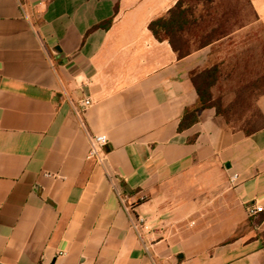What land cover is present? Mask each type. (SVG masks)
Here are the masks:
<instances>
[{"label": "crops", "instance_id": "1", "mask_svg": "<svg viewBox=\"0 0 264 264\" xmlns=\"http://www.w3.org/2000/svg\"><path fill=\"white\" fill-rule=\"evenodd\" d=\"M177 2L0 0V263L264 264L247 211L264 206V92L252 132L215 107L180 129L222 39L184 57L158 39Z\"/></svg>", "mask_w": 264, "mask_h": 264}, {"label": "rangeland", "instance_id": "2", "mask_svg": "<svg viewBox=\"0 0 264 264\" xmlns=\"http://www.w3.org/2000/svg\"><path fill=\"white\" fill-rule=\"evenodd\" d=\"M185 4L194 12L184 35L189 50L198 49L210 34L216 38L222 32L229 34L211 52L220 68L216 99L229 122L249 131L262 126L255 100L264 92V0H185ZM263 218L264 212L257 221Z\"/></svg>", "mask_w": 264, "mask_h": 264}, {"label": "trees", "instance_id": "3", "mask_svg": "<svg viewBox=\"0 0 264 264\" xmlns=\"http://www.w3.org/2000/svg\"><path fill=\"white\" fill-rule=\"evenodd\" d=\"M194 14L193 8L185 4V0H178L177 4L170 11L161 17L154 19L149 28L153 34L160 40H169L173 49L180 57L188 55L192 50L187 48V41L184 35L191 24V16ZM111 21V20H110ZM105 25V24H103ZM218 31L217 29L213 30ZM229 35L222 32L218 38L210 34L199 48L211 45L224 36ZM198 48V49H199ZM220 68L214 64L204 70L193 73L192 80L199 94V103L188 108L182 118L180 129H186L199 121V112L205 108L215 107L220 114H225L221 101L216 99L213 94V88L219 80ZM253 130L249 131L252 132Z\"/></svg>", "mask_w": 264, "mask_h": 264}, {"label": "built area", "instance_id": "4", "mask_svg": "<svg viewBox=\"0 0 264 264\" xmlns=\"http://www.w3.org/2000/svg\"><path fill=\"white\" fill-rule=\"evenodd\" d=\"M92 99L87 97L83 99L80 103V107L78 109V114L82 115L86 112V110L92 105ZM109 142V138L107 134H93L90 138V150H89V158L95 159L100 164H106L108 161V152L106 151V146ZM237 179V176L233 177V181ZM118 191V190H117ZM123 204L128 212L131 214L134 212V207L131 204H128L124 194L118 191ZM247 211L251 217L257 216L264 212V206L258 204L257 202H249L247 204ZM133 227L139 233L140 239L145 242V232L150 228V225L147 219L141 215H138L133 220ZM0 264H9L1 262Z\"/></svg>", "mask_w": 264, "mask_h": 264}]
</instances>
